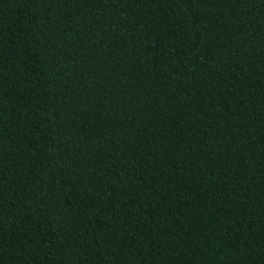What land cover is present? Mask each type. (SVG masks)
<instances>
[{"label": "trees", "instance_id": "trees-1", "mask_svg": "<svg viewBox=\"0 0 264 264\" xmlns=\"http://www.w3.org/2000/svg\"><path fill=\"white\" fill-rule=\"evenodd\" d=\"M0 264H264V0H0Z\"/></svg>", "mask_w": 264, "mask_h": 264}]
</instances>
